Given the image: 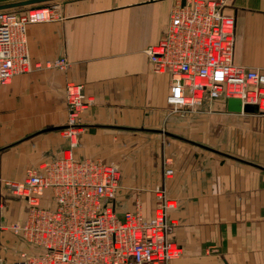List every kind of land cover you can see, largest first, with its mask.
Returning <instances> with one entry per match:
<instances>
[{
    "label": "crops",
    "instance_id": "0c3cea01",
    "mask_svg": "<svg viewBox=\"0 0 264 264\" xmlns=\"http://www.w3.org/2000/svg\"><path fill=\"white\" fill-rule=\"evenodd\" d=\"M172 1L0 0V10L57 3L58 19L27 26L28 51L34 62H70L0 85V264L31 250L8 228L28 206L5 183L62 155L69 81L90 100L74 157L120 168L118 212L138 201L150 219L156 189L174 203L168 239L181 254L167 264H264V114L229 112L221 101L172 112L170 77L154 73L146 53L162 38ZM217 1L235 19L234 64L264 72V0Z\"/></svg>",
    "mask_w": 264,
    "mask_h": 264
},
{
    "label": "built area",
    "instance_id": "2783aa9c",
    "mask_svg": "<svg viewBox=\"0 0 264 264\" xmlns=\"http://www.w3.org/2000/svg\"><path fill=\"white\" fill-rule=\"evenodd\" d=\"M220 2L173 0L162 38L146 49L151 70L169 75L166 102L172 112L236 98L242 108L252 105L264 114V72L234 64L235 19L221 11ZM59 17V5L0 10V85L20 73L69 67L65 57L34 62L28 51L27 26ZM64 91L67 117L61 133L68 145L62 155L5 183L28 206L24 220L8 228L31 250L19 251L11 264H167L178 258L180 248L168 239L172 205L163 189L154 192L150 219L143 218L138 201L134 210L119 213V167L74 157L90 100L81 84L69 81ZM169 161L164 159L166 177L173 174Z\"/></svg>",
    "mask_w": 264,
    "mask_h": 264
},
{
    "label": "water",
    "instance_id": "95a60500",
    "mask_svg": "<svg viewBox=\"0 0 264 264\" xmlns=\"http://www.w3.org/2000/svg\"><path fill=\"white\" fill-rule=\"evenodd\" d=\"M226 109L233 113H257V108L252 105H244L241 107L240 100L236 98H229L226 101Z\"/></svg>",
    "mask_w": 264,
    "mask_h": 264
},
{
    "label": "rangeland",
    "instance_id": "374dc122",
    "mask_svg": "<svg viewBox=\"0 0 264 264\" xmlns=\"http://www.w3.org/2000/svg\"><path fill=\"white\" fill-rule=\"evenodd\" d=\"M50 4H51V5H50ZM49 5H50V6H57V3L51 2V3H49ZM119 169H120V168H119ZM167 202H168L169 205H174V203L171 202V201H167Z\"/></svg>",
    "mask_w": 264,
    "mask_h": 264
}]
</instances>
